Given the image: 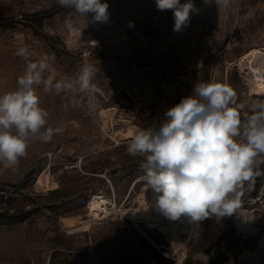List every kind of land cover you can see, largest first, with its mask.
Listing matches in <instances>:
<instances>
[{
  "label": "rangeland",
  "instance_id": "374dc122",
  "mask_svg": "<svg viewBox=\"0 0 264 264\" xmlns=\"http://www.w3.org/2000/svg\"><path fill=\"white\" fill-rule=\"evenodd\" d=\"M102 2L106 22L56 0H0V94L25 69L17 34L32 51L54 56L68 79L85 63L97 69L92 95L41 86L49 125L62 131L47 143L34 138L15 170L0 164V264H264V175L244 185L231 216L191 222L179 260L177 237L147 221L154 191L143 179V157L126 151L138 130L159 126L200 81L228 85L237 103L264 101L254 94L264 92V0L220 8L180 0L194 5L180 31L156 0ZM43 172L51 188L37 182ZM97 194L116 208L95 214L88 207ZM219 250L229 258L218 262Z\"/></svg>",
  "mask_w": 264,
  "mask_h": 264
},
{
  "label": "clouds",
  "instance_id": "9594fccd",
  "mask_svg": "<svg viewBox=\"0 0 264 264\" xmlns=\"http://www.w3.org/2000/svg\"><path fill=\"white\" fill-rule=\"evenodd\" d=\"M212 3L213 0H205ZM227 7L230 0H214ZM80 16L94 14L106 22L108 5L102 0H56ZM160 11L172 10L174 31H180L194 10L191 2L156 0ZM65 26L72 28L71 19ZM15 55L26 61L13 90L0 94V164L15 168L27 155L35 138L50 142L60 127L49 125V112L41 106L38 90L56 94L78 88L92 95L97 69L90 63L80 67L74 79L64 77L53 66L54 56L40 55L17 34ZM242 113H247L242 119ZM131 156L143 157V179L157 194L156 207L175 220L187 215L192 222L211 216H231L240 206L245 184L254 185L264 175V101L237 103L226 84L198 82L193 95L164 112L159 126L138 130L127 144Z\"/></svg>",
  "mask_w": 264,
  "mask_h": 264
},
{
  "label": "bare ground",
  "instance_id": "6f19581e",
  "mask_svg": "<svg viewBox=\"0 0 264 264\" xmlns=\"http://www.w3.org/2000/svg\"><path fill=\"white\" fill-rule=\"evenodd\" d=\"M263 93L264 92H263L262 88L256 89V92H254V94H257V95H262ZM46 173L43 172L39 176V179L37 182H39V183L46 182L47 183L46 185L48 186V188H51L50 186H53L54 184L53 185L51 184V182L49 181L50 179L48 177L49 174L47 175ZM156 198H157V194L154 192L153 193V202L149 208L150 214L147 216V221H149L150 223H156L157 225H159V228H161V230H163L164 233L167 234V236H169L170 238L177 237L180 245L179 246L174 245V249L176 250V252L178 254V259L181 260L187 254L184 245H185V242L187 240V235H188L189 230H190V225L192 222L191 218L187 215H182L179 218L173 220V219L165 216L163 213H161L157 209ZM88 208L95 211V214H98L97 211L99 209L102 210V213L108 214L116 208V205H114L113 207H111V206L109 207L107 200L103 196L97 194L90 201ZM240 219H241V213L239 210H237L234 213V220L236 221V225H239ZM192 224H193V222H192Z\"/></svg>",
  "mask_w": 264,
  "mask_h": 264
},
{
  "label": "trees",
  "instance_id": "16d2710c",
  "mask_svg": "<svg viewBox=\"0 0 264 264\" xmlns=\"http://www.w3.org/2000/svg\"><path fill=\"white\" fill-rule=\"evenodd\" d=\"M206 224V222H205ZM237 236V235H236ZM236 240L238 241L239 240V237L236 238ZM229 251H222V250H219V254H218V257H217V261L221 262V261H224L226 259L229 258Z\"/></svg>",
  "mask_w": 264,
  "mask_h": 264
}]
</instances>
